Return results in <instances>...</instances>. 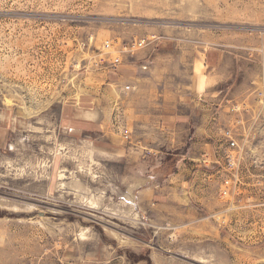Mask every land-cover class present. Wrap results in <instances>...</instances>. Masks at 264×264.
Returning <instances> with one entry per match:
<instances>
[{
	"label": "rangeland",
	"instance_id": "obj_1",
	"mask_svg": "<svg viewBox=\"0 0 264 264\" xmlns=\"http://www.w3.org/2000/svg\"><path fill=\"white\" fill-rule=\"evenodd\" d=\"M177 34L252 48L264 0H0V264H264V237L229 236L206 214L157 218L124 184L152 173L60 126L65 102L104 85L121 42Z\"/></svg>",
	"mask_w": 264,
	"mask_h": 264
},
{
	"label": "crops",
	"instance_id": "obj_2",
	"mask_svg": "<svg viewBox=\"0 0 264 264\" xmlns=\"http://www.w3.org/2000/svg\"><path fill=\"white\" fill-rule=\"evenodd\" d=\"M155 37L133 56L124 55L122 64L105 73L102 87L65 102L60 126L76 139H89L110 160L136 165L141 175L152 173L134 184L125 177L124 184L151 196L157 218L222 214L226 205L216 187L226 147L222 131L246 139L247 151L264 136L258 95L264 92V38H252L249 48L244 39L227 35ZM6 145L0 133V149ZM241 169L249 185L237 198V212L228 215L226 232L246 239L243 231H250L247 243L255 244L264 237V187H255L247 174L264 179V167L252 169L246 154Z\"/></svg>",
	"mask_w": 264,
	"mask_h": 264
},
{
	"label": "built area",
	"instance_id": "obj_3",
	"mask_svg": "<svg viewBox=\"0 0 264 264\" xmlns=\"http://www.w3.org/2000/svg\"><path fill=\"white\" fill-rule=\"evenodd\" d=\"M155 41L156 37L154 36L151 38H143L141 40L121 42L119 50L116 49L117 53L114 51V43L112 41H107L104 45V49L109 53L114 52L118 54V56H116L111 63L112 68H114L122 64V58L124 55L133 56L136 52L153 44ZM258 95L262 98V102H264V92H258ZM222 137L226 143V147L222 153L223 166L220 170H217L218 182L216 187L218 189L219 198L226 205V208L222 214H214L212 219H214L220 227L227 228L228 215L237 212L239 209L237 198L242 194L243 188L249 185L244 179V174L247 170L244 172L242 171L241 162L244 159V156L249 154L252 169H262L264 167V145H262L264 136H262V140L260 139L258 144L255 140V143L253 142L251 144L252 147L248 151L246 150L248 141L244 139V141L241 142V139L233 130H223ZM126 139H128L127 136ZM255 139H257V137ZM247 176L252 177V179L248 180H254V185L258 189L264 187L263 178L257 176L252 171L250 172V175L247 174Z\"/></svg>",
	"mask_w": 264,
	"mask_h": 264
}]
</instances>
